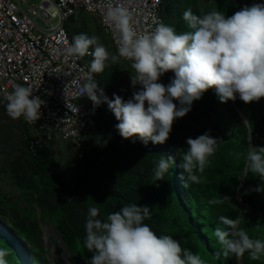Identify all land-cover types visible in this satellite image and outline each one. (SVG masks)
I'll return each instance as SVG.
<instances>
[{"label": "trees", "instance_id": "1", "mask_svg": "<svg viewBox=\"0 0 264 264\" xmlns=\"http://www.w3.org/2000/svg\"><path fill=\"white\" fill-rule=\"evenodd\" d=\"M198 2L194 0L191 9L187 0H162L164 23L173 26L177 33L190 31L183 19L185 10L190 9L197 16L219 10L231 16L236 12L233 5L240 3L213 0L212 9L202 13ZM243 7L240 4V10ZM89 49L93 51L94 46ZM120 77L117 71L104 69L96 73V82H102L98 86L107 96L114 92L113 86ZM173 78L169 71L160 77V83L167 85ZM174 103L179 106L178 101ZM87 107L95 125L81 137L80 147L76 149L77 163L65 164L56 150L59 143L47 144L33 152L32 130L20 117L25 148L22 156L28 159L22 170L19 162L13 166L15 184L24 194V201L32 208H39L42 220L46 218L58 230L78 262L87 263L93 255L84 247L89 207H97L98 218L103 220L125 205L137 204L150 208L151 218L144 223L158 236H172L183 249L199 254L207 264H264V256L252 260L248 252L239 260L235 256L224 257L219 254L220 245L213 236V231L220 227L228 231L243 229L251 238L264 240V192L254 190L260 185L264 188V182L248 170L245 160L253 146L264 147V98L249 104L239 97L222 103L216 90L209 89L192 102L184 117L176 119L165 143L149 141L147 145L138 138L124 139L119 134L115 127L119 122L106 103L94 107L88 98ZM205 133L218 141L216 151L208 158L204 171L196 172L201 182H189L185 189L179 165L187 151L186 140ZM168 156L174 162L164 179L156 181L153 169L161 158ZM72 166H76L77 173L70 195L67 171ZM222 197L229 200L220 205L208 203L210 199ZM73 200L84 210V219L75 212ZM8 210H13L15 223L8 218ZM18 212L0 200V249L9 250V255L4 257L7 264H50L36 219L20 218ZM221 216L238 220L235 229L223 225Z\"/></svg>", "mask_w": 264, "mask_h": 264}, {"label": "clouds", "instance_id": "2", "mask_svg": "<svg viewBox=\"0 0 264 264\" xmlns=\"http://www.w3.org/2000/svg\"><path fill=\"white\" fill-rule=\"evenodd\" d=\"M183 19L190 31L177 33L173 26L160 22L153 31L141 34L135 30L126 8L109 5L103 22L114 30L117 54L109 53L99 37L86 34L74 36V42L66 49L69 56L92 55V73L103 72L109 60L131 61V84L141 86L131 99L124 101L116 94L109 99L92 79L79 89L80 95L87 96L94 107L108 105L119 122L115 127L124 139L138 138L145 145L149 141L165 143L176 119L184 117L192 102L212 88L222 103L237 97L245 104L264 98V4L245 6L231 16L219 10L197 16L188 9ZM90 46H94L91 53ZM169 71L174 78L167 85L160 83V77ZM32 93L33 88L16 85L5 94L10 118L23 117L29 123L40 118L44 101ZM217 142L207 133L187 138V151L179 165L185 189L189 182H201L196 172L204 171ZM245 160L248 170L264 182V147L253 146ZM173 162L172 156L158 161L153 169L156 181L164 179ZM254 190L264 192L261 185ZM225 200L229 198L210 199L208 203L220 205ZM99 213L97 207L88 209L84 247L93 255L87 264H207L199 254L183 249L172 236H158L144 223L151 218L148 206L125 205L103 220L98 218ZM219 219L230 229L238 223L226 216ZM213 236L220 245L219 254L224 257L235 256L239 260L245 252L252 260L264 256V240L251 238L243 229L228 231L217 227ZM7 255V248L0 249V264H7Z\"/></svg>", "mask_w": 264, "mask_h": 264}, {"label": "built area", "instance_id": "3", "mask_svg": "<svg viewBox=\"0 0 264 264\" xmlns=\"http://www.w3.org/2000/svg\"><path fill=\"white\" fill-rule=\"evenodd\" d=\"M253 4H264V0H251ZM109 5L126 8L137 33L153 31L164 23L162 0H0V93L4 97L22 85L33 88L32 95L44 101L40 118L27 121L33 152L65 142L79 149L84 131L95 125L88 97L79 92L89 79L96 81V73L90 71L92 55L67 54L72 38L65 23L83 15L95 16L117 51L114 30L103 22Z\"/></svg>", "mask_w": 264, "mask_h": 264}, {"label": "rangeland", "instance_id": "4", "mask_svg": "<svg viewBox=\"0 0 264 264\" xmlns=\"http://www.w3.org/2000/svg\"><path fill=\"white\" fill-rule=\"evenodd\" d=\"M39 1L40 0H33L35 3ZM238 1L240 2L238 5H233L236 11L240 10V4L243 6H250L251 0ZM187 2L189 4V8L193 9L194 0H187ZM212 7L213 0L199 1V8L202 13L210 11ZM65 27L72 38V43L74 42V36L86 34L87 36L92 37L95 35L99 37V42L105 46L109 53L117 54L111 40L104 33L95 16L83 15L79 19H70L66 22ZM91 47L92 46H90V48ZM104 69L107 72L110 70H114L115 72L117 71L121 75L116 84L113 86L114 92L112 91V94L110 93L107 95L109 99H112L113 94H116L121 96L124 101H127L132 98L135 91L140 90V85L133 87L131 84V74H134V71L131 68L130 63H126L122 59H119L116 63L109 60ZM173 75L174 73L171 71V76ZM101 83L102 82L99 81L98 85ZM5 104L6 101L0 95V200L2 203L6 205L9 204V206L15 208V211L18 209L20 218L24 219L25 217H34L36 219L40 233V241L43 243L44 253L50 264H87L85 262H78L72 256L63 243L58 230L46 218L45 221L42 220V213L39 208L36 206L32 208L29 203L24 201L23 193L17 188L15 184V177L13 175V166L19 162L22 170L23 164L26 163L28 158L22 156L25 153V148L20 118H10L7 114ZM56 150L62 155L65 164L72 161L77 163L76 149L72 144L66 142L59 143L56 146ZM19 158L20 161H18ZM76 173V166L70 167L67 171V182L71 190L70 195L74 190L73 185ZM73 205L75 207V212L84 219V210L79 207L75 200H73ZM7 216L14 222L12 219V217H14L13 210H8Z\"/></svg>", "mask_w": 264, "mask_h": 264}, {"label": "crops", "instance_id": "5", "mask_svg": "<svg viewBox=\"0 0 264 264\" xmlns=\"http://www.w3.org/2000/svg\"><path fill=\"white\" fill-rule=\"evenodd\" d=\"M199 1H200V0H199ZM198 7H199V2H198ZM23 197H25L24 194H23ZM23 199H24V198H23Z\"/></svg>", "mask_w": 264, "mask_h": 264}]
</instances>
